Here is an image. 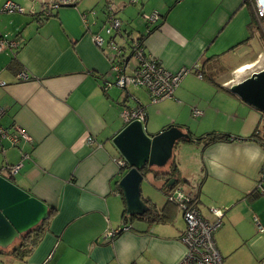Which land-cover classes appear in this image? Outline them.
I'll return each mask as SVG.
<instances>
[{"label":"crops","instance_id":"0c3cea01","mask_svg":"<svg viewBox=\"0 0 264 264\" xmlns=\"http://www.w3.org/2000/svg\"><path fill=\"white\" fill-rule=\"evenodd\" d=\"M5 1L0 0V9ZM9 1L24 13L0 12V36L19 42L0 54V81L6 84L0 87V125L20 128L29 141L12 146L2 140L0 176L5 177L4 166H20L12 182L53 211L30 252L9 253L18 239L0 248V264H179L185 226L176 220L182 212L167 195L174 175V184L198 201L204 220L214 221L209 209L224 210L213 236L223 264H264V147L247 140L264 125V115L230 92L264 69V20L256 21L247 1L80 0L45 20L34 15L49 0ZM108 6L122 22V36L115 41L127 60L124 40L141 39L145 53L169 72L199 65L213 74L212 81L186 76L172 99L150 110L161 129L174 125L190 134V140L175 144L164 167L142 171L140 197L147 208L169 204L172 216L165 223L147 225L132 216L122 226L125 203L118 182L126 168L112 138L129 124L123 113L130 110L139 111L146 131L154 133L147 130L145 97L130 84H114V51L107 48L103 30ZM154 12L158 20L146 23L144 16ZM92 34L104 38V50ZM211 57L217 59L204 65ZM19 73L26 79L19 81ZM193 109L202 116L194 117ZM177 112L186 115L182 125ZM211 119L213 132L231 136L230 142L199 141L208 134L199 131L200 123ZM152 191L161 194L159 203Z\"/></svg>","mask_w":264,"mask_h":264},{"label":"built area","instance_id":"2783aa9c","mask_svg":"<svg viewBox=\"0 0 264 264\" xmlns=\"http://www.w3.org/2000/svg\"><path fill=\"white\" fill-rule=\"evenodd\" d=\"M80 0H49L42 4L41 10L38 14H35L39 19H47L55 14V12L62 7H74ZM137 0H132L136 2ZM253 11L254 18L258 23L264 20V0H246ZM108 12L105 16L103 23V30L107 40V48L114 51L112 70L118 73L114 84L117 87L123 88L126 84H130L133 87L144 89L149 96L151 103H157L166 99H172L175 89L179 86L182 79H184L190 70L181 68L177 72H169L162 65L151 56H148L144 49L141 39L138 40H124V45L130 49L129 60L134 61V66L131 68V74L125 75V71L129 69V60H127L123 50L116 43V37L122 36V22L111 15L109 10L110 6L106 7ZM1 13H24L23 9L12 1H5L0 9ZM94 12L90 11V15ZM84 25L87 22V15L81 14ZM158 14L152 13L144 16L146 23H155L158 20ZM94 44L103 49L106 41L99 34L91 35ZM19 46V42L16 39H7L0 36V54L7 49L13 50ZM197 77L201 79V75L197 74ZM19 81L25 80L24 73L17 74ZM6 84L0 81V87H4ZM3 111L0 108V116ZM194 117L202 116V113L197 110H192ZM123 117L126 123L132 121H144L143 115L139 111H127L123 113ZM7 139L11 142L12 146H18L22 141H29L27 135L23 130L18 127L12 129H5L0 125V150H2V140ZM93 142L91 137L86 138V143L91 144ZM20 166H4L9 171V176L16 174ZM168 199L178 205L182 212L183 219L185 221V229L180 237L182 244L185 247V254L179 264H223L222 256L218 251L215 241L214 233L222 225V217L224 210L214 208L209 209V212L213 215L214 221L209 223L201 217L198 208V201L191 198L182 186L176 185L169 192H167ZM261 230V228H259Z\"/></svg>","mask_w":264,"mask_h":264},{"label":"water","instance_id":"95a60500","mask_svg":"<svg viewBox=\"0 0 264 264\" xmlns=\"http://www.w3.org/2000/svg\"><path fill=\"white\" fill-rule=\"evenodd\" d=\"M69 7V6H68ZM71 7V6H70ZM230 92L242 102L264 115V69L253 72L243 81L230 87ZM190 139L187 130L169 126L155 134L146 131L138 120L127 124L112 138V145L126 168L118 182L128 216L139 217L148 208L140 197L142 171L164 167L172 157L176 143ZM171 180L167 186H173ZM48 206L0 176V248L6 249L49 216Z\"/></svg>","mask_w":264,"mask_h":264},{"label":"trees","instance_id":"16d2710c","mask_svg":"<svg viewBox=\"0 0 264 264\" xmlns=\"http://www.w3.org/2000/svg\"><path fill=\"white\" fill-rule=\"evenodd\" d=\"M40 20H44V19L41 18ZM41 22H43V21H41ZM216 59H217V57H211L209 59L204 60L203 63L205 65L209 61H212V60L215 61ZM15 65H16V62L14 61L10 64V68H14ZM186 69L190 70L188 74H194L196 76L198 74V75H201V78L204 77V78H207L209 81H212L211 76L213 74H211V75L205 74L206 72H210L209 68L206 69V72L204 71V68L200 67L199 65H196V66H193L190 68H186ZM171 126H174V125H171ZM179 128L182 129V127H179ZM188 140H190V139H188ZM202 140L207 141V143H214V142H223V141L224 142H228V141L230 142L232 139H231V136H229L227 134H220V133L211 132V133H208V134L200 137L199 141H202ZM247 140L257 142L260 146L264 147V125L256 128V130H254V132L248 137ZM171 167L172 168L174 167L176 169V167L173 164ZM174 177H175V175H174ZM176 182H179V181H176ZM167 190H168V192L170 191L169 188H167ZM170 210H171V207H169V204H168V206H167V204L163 205L159 210H157V208L152 206V207L148 208V210L146 211L145 214H143L142 216L136 217L135 219H137L140 222H144L147 225L152 224V223H156V222L157 223H165V222L169 221L171 216H172ZM50 211H53V208H50ZM50 211H49V216H48V218H46V220H44L43 222L38 224L29 233H27L24 236H22L21 238H19L18 245L13 246V249L9 252L11 255H14L16 257H22L23 251L25 252V255L30 252L32 245L34 243L36 244V242L39 238V235L41 233V230L43 231L45 223L49 220V218L51 216ZM131 220H132V217L126 216L125 210H123V213H122L123 224H122V226L125 227L128 224V222L130 223ZM121 229H123V228H121ZM121 231L122 230H120V232H118V234L121 233ZM26 239H28V240H26ZM25 242H27L28 245ZM22 247H24L23 250H22ZM0 255H3V251H1V250H0Z\"/></svg>","mask_w":264,"mask_h":264},{"label":"rangeland","instance_id":"374dc122","mask_svg":"<svg viewBox=\"0 0 264 264\" xmlns=\"http://www.w3.org/2000/svg\"><path fill=\"white\" fill-rule=\"evenodd\" d=\"M250 6V5H249ZM18 14V13H17ZM263 26H264V23H263ZM132 64V68H133V66H134V61L133 60H131V62H130V65ZM130 72V69H128L127 70V73H129ZM196 76V75H194V74H188L187 76ZM133 88H136L135 90H137V91H139L140 93H141V95L143 96V98L145 97V102H146V104H148L147 105V114L149 115V118H148V122H147V130H151V131H153V132H151V133H157V132H159L160 130H162L161 129V124H159L160 122H159V120H158V118H157V116H155L154 114H152V112L150 111L151 110V108H152V106H156V105H158V104H161L160 102H163V101H166V100H169V99H166V100H163V101H160V102H158V103H151L150 102V99H149V96H147L148 95V93L145 91V90H143V89H141V88H138V87H133ZM126 90H132V92L134 91V89H127L126 88ZM210 99V98H209ZM212 101V103H213V99H211ZM208 102V101H207ZM132 104L134 103V102H131ZM214 104V103H213ZM176 117L179 119V121H181V122H178L177 124H180V125H182V124H184L185 122L184 121H187L186 119V115H185V117H184V113L183 114H180L179 112H177L176 113ZM189 117L191 118V116L189 115ZM192 119V118H191ZM192 122H194V124H188V126L189 127H193V129L196 127L195 126V121L192 119ZM211 123V124H210ZM207 122V123H200V125H199V131H202L201 133H210V132H213V131H216L214 128H212L213 127V125L215 124V121L213 120V119H211V122ZM170 124V123H169ZM168 124V125H169ZM187 124V123H186ZM192 125V126H191ZM206 129H209V130H206ZM185 130H187L188 132H189V130H188V128L187 129H183L182 131L183 132H185ZM219 132V131H218ZM180 146H181V144H180ZM159 169H161V168H159ZM3 175L6 177V178H8V179H10L11 181H12V178L9 176V171L6 169V168H4L3 169ZM152 193H153V198H156V200L155 201H158V199L159 200H161V194L160 193H158V191H152ZM147 195V194H146ZM150 196H151V194H150ZM157 203H159V201L157 202ZM176 220H180L179 222H181V224H182V226H185V221H184V219H183V216L181 217V215H180V217L179 216H177V219ZM175 220V221H176ZM185 228V227H184Z\"/></svg>","mask_w":264,"mask_h":264},{"label":"flooded vegetation","instance_id":"af4514ba","mask_svg":"<svg viewBox=\"0 0 264 264\" xmlns=\"http://www.w3.org/2000/svg\"><path fill=\"white\" fill-rule=\"evenodd\" d=\"M175 179H177L176 177H173V180H175ZM176 186V184H173V186H171V188H173V187H175ZM180 186H182V185H180ZM171 188H169V190H171ZM182 189L184 190V187L182 186Z\"/></svg>","mask_w":264,"mask_h":264}]
</instances>
